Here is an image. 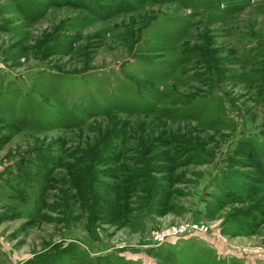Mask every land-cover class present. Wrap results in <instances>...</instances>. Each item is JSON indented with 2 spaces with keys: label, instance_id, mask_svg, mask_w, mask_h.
Here are the masks:
<instances>
[{
  "label": "rangeland",
  "instance_id": "374dc122",
  "mask_svg": "<svg viewBox=\"0 0 264 264\" xmlns=\"http://www.w3.org/2000/svg\"><path fill=\"white\" fill-rule=\"evenodd\" d=\"M0 264H264V0H0Z\"/></svg>",
  "mask_w": 264,
  "mask_h": 264
}]
</instances>
